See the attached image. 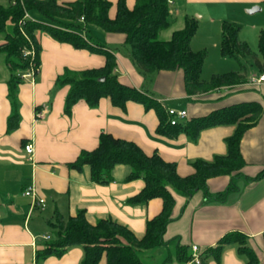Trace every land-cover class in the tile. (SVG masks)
<instances>
[{"label": "crops", "instance_id": "1", "mask_svg": "<svg viewBox=\"0 0 264 264\" xmlns=\"http://www.w3.org/2000/svg\"><path fill=\"white\" fill-rule=\"evenodd\" d=\"M76 1L56 0L59 5ZM107 1L112 4V17L118 0ZM135 1L125 0V4L130 9ZM7 2L0 0L1 5ZM255 6L259 8L256 12H264V0H173L169 4L172 13L170 27L176 28L167 37L182 28L185 18H194L199 25L217 24L220 31L223 21L238 24L246 16L245 12ZM32 15L30 18H39L37 14ZM181 15L182 21L179 19ZM90 29L94 39L106 43L109 51L114 52L119 81L145 90L167 107L185 110L188 119L239 103L261 106L258 121L241 138L240 153L244 166L235 174L211 178L206 183L209 195L225 191L231 185L230 177L240 178L236 187L233 185L234 188L222 200L206 199L202 190L189 198L170 190L174 207L163 240L174 248L185 246L189 253H192V246H197L202 255L214 248L225 234L239 232L247 236L249 246L264 264V82L256 81L262 73L258 72L257 77L246 74L245 83L231 90L222 89L189 98L178 73L153 74L149 83L144 85V79L127 58L123 38L93 27ZM37 40L41 49L39 73L33 82L25 81L19 86L20 120L17 128L11 131H7L11 112L7 89L9 71L3 55L0 62V264H81L83 251L80 247L69 248L60 257L37 258V252L46 243L44 237L53 232L49 223L55 212L66 219L83 210L88 223L110 219L139 239L144 235L146 222L157 216L162 208V201L158 198L144 204L128 202L144 186L141 179L127 180L131 171L128 165L115 166L111 181L106 185L92 182L87 166L81 171L69 167L80 152L97 147L100 134L134 142L147 155L157 152L164 161L175 164L178 176L187 177L194 173L192 164L195 161L212 162L216 157L226 155V140L233 135L235 126L206 128L195 139L184 133L166 138L156 133L158 120L152 110L146 111L133 102H128L121 110L113 107L108 99H101L95 108L79 101L66 115L63 108L68 87L57 89L55 80L65 70L99 68L104 57L74 49L46 34L38 33ZM219 42H216L218 46ZM37 108L43 111L42 119L35 117ZM26 144L33 145L31 157L24 151ZM30 185L43 199V208L34 206L31 198L23 194ZM159 250L155 252L159 253ZM153 259L160 261L157 264L164 261L160 260V254ZM205 263L243 264L244 257L237 254L235 245H230L223 249L219 263L211 257ZM98 264H106L104 254ZM165 264L185 263L170 256Z\"/></svg>", "mask_w": 264, "mask_h": 264}, {"label": "trees", "instance_id": "2", "mask_svg": "<svg viewBox=\"0 0 264 264\" xmlns=\"http://www.w3.org/2000/svg\"><path fill=\"white\" fill-rule=\"evenodd\" d=\"M8 0L0 4V54L4 56L9 71L7 81L8 100L11 112L7 120V131L17 128L19 124L18 89L25 82L21 75L33 65L35 77L40 69V46L37 34L42 33L59 43H65L74 49H84L104 57L99 68L81 71L65 70L55 80V87H68L64 100V113L69 115L74 104L84 102L95 108L101 99H108L113 107L125 109L128 102L141 105L146 111L152 110L158 120L156 133L166 138H173L180 133L195 139L201 130L217 125H234L235 131L226 140L227 153L216 157L212 162L197 160L192 164L194 173L180 177L174 163L166 162L157 153L147 155L134 142L102 133L94 150L82 151L69 163V167L81 171L87 166L92 182L106 185L111 181V171L117 165H128L131 169L127 180L141 179L143 188L128 199L130 204H144L158 198L162 201L161 211L148 220L144 235L137 239L126 227L110 220L101 219L95 224L86 220L83 210L66 219L57 212L49 223L59 221L60 227L49 235L44 247L37 252V258L49 256L60 257L72 247L83 251L81 264H98L102 255L106 264H146L140 255L155 251L167 245L163 240L167 224L172 220L174 198L170 190L185 198L202 190L206 199L222 200L232 190L233 185L215 195H209L206 183L218 176H229L239 172L244 166L240 153V142L246 130L256 124L262 114L258 103H239L217 109L209 114L170 124L167 107L163 102L143 89H136L118 80L116 75L117 59L109 51L106 43L93 38L90 27H96L108 35L123 38L122 45L127 47V58L138 71L147 77L158 73H178L181 77L187 97L231 90L245 83L246 74L230 72L212 75L209 80L201 77L206 58L205 51H193L190 42L195 35L198 23L194 18H185L181 29L173 31L168 40L160 39V33L172 24V13L169 0H136L128 8L125 0H118L115 13L111 17L112 4L107 0H78L59 5L56 0ZM32 14L39 15L41 20L26 19ZM32 17V16H31ZM241 26L223 21L220 26L219 52L222 57L239 59L252 53L247 44L238 37ZM33 58L24 56V51H31ZM257 70L264 73V30L258 35ZM103 79V81H100ZM150 80V79H149ZM40 111V109H36ZM53 231V230H52ZM264 241V232L262 234ZM235 245L238 255L244 257L243 264H261L255 251L249 246L248 238L239 232L225 234L215 245L200 256V264L211 257L219 263L223 249ZM175 258L181 263H190L192 253L187 247L176 246ZM170 256L160 264L169 262Z\"/></svg>", "mask_w": 264, "mask_h": 264}, {"label": "rangeland", "instance_id": "3", "mask_svg": "<svg viewBox=\"0 0 264 264\" xmlns=\"http://www.w3.org/2000/svg\"><path fill=\"white\" fill-rule=\"evenodd\" d=\"M245 13L246 16L241 19L243 21H240V23H238L242 27L239 34V39L244 41L249 47L252 54L248 57H240L239 59L222 57L219 52V46L216 43L219 42L220 39V31L218 30L217 24H210L209 26L205 23H202L201 25L197 24L198 28L195 35L191 39L190 48H192L194 51L206 52V58L201 73V77L203 80H209L212 75L226 74L230 72L241 74L245 73L248 76H259L256 65V60H260V56L258 54V31L260 29L264 30V12H254L252 14H248L247 12ZM32 16L35 17L34 15ZM179 19L181 21L183 20L182 15L179 17ZM196 19L199 20V18ZM38 20L44 22V20H40V18H38ZM174 28L176 27H169L168 29L162 31L159 36L160 39L166 40L167 38H169L167 37V34L171 32V30H175ZM93 29L99 28L93 27ZM99 31L102 30L99 29ZM214 43L216 44L215 46ZM30 49L31 51H33L32 45ZM125 49L127 50L128 48L125 47ZM1 60L2 55L0 54V62ZM149 79H151V76L147 77V79L144 80V85H147L149 83ZM230 178L231 185H235L236 187V184L238 180H240V178L237 179L236 176ZM53 225L54 227H57L52 229L53 232H56L61 223L59 221H56L55 219L53 221ZM155 251L144 252V254L140 255L141 260L146 264H157L160 261H154L153 259L156 255H161L160 260L166 259L169 256H175V248L173 245H166L160 248L159 253H156Z\"/></svg>", "mask_w": 264, "mask_h": 264}, {"label": "built area", "instance_id": "4", "mask_svg": "<svg viewBox=\"0 0 264 264\" xmlns=\"http://www.w3.org/2000/svg\"><path fill=\"white\" fill-rule=\"evenodd\" d=\"M173 0H169L168 3L172 4ZM11 4H14V0L11 1ZM26 19H30V17L26 14L25 15ZM24 56H31L33 58V51H28L25 50L24 52ZM34 75H35V70L33 69V65H30L29 69L26 70L22 75L21 78L24 79L25 81H29V82H33L34 81ZM257 82H264V73H262L256 80ZM253 82H255L253 80ZM167 114L170 117V124L171 125H176L179 121L185 120L186 119V111L185 110H179V109H175V108H166ZM43 111H37L35 117L37 119H42L43 118ZM24 151L27 155H29V157L32 156L33 154V145L32 144H26L24 146ZM23 194L27 197H30L32 200V203L34 206H38L40 208H42L44 206V201L43 199H40L36 192H35V188L33 185L28 186ZM45 240L48 239V237H44ZM191 251H192V259H191V263L192 264H200V256H201V251L199 249V247L197 246H192L191 247Z\"/></svg>", "mask_w": 264, "mask_h": 264}, {"label": "water", "instance_id": "5", "mask_svg": "<svg viewBox=\"0 0 264 264\" xmlns=\"http://www.w3.org/2000/svg\"><path fill=\"white\" fill-rule=\"evenodd\" d=\"M256 11H259V8L255 6V7H252L251 9H248L246 12L248 14H252V13H254ZM100 81H103V79H100Z\"/></svg>", "mask_w": 264, "mask_h": 264}]
</instances>
